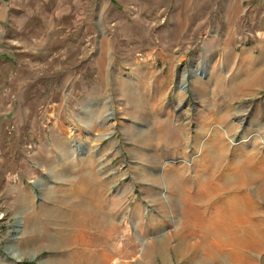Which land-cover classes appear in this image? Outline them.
Masks as SVG:
<instances>
[{"label": "rangeland", "instance_id": "1", "mask_svg": "<svg viewBox=\"0 0 264 264\" xmlns=\"http://www.w3.org/2000/svg\"><path fill=\"white\" fill-rule=\"evenodd\" d=\"M220 129L264 160V0H0V264H264L183 228Z\"/></svg>", "mask_w": 264, "mask_h": 264}, {"label": "bare ground", "instance_id": "2", "mask_svg": "<svg viewBox=\"0 0 264 264\" xmlns=\"http://www.w3.org/2000/svg\"><path fill=\"white\" fill-rule=\"evenodd\" d=\"M151 95L153 94L151 93ZM160 102L163 100L161 99L158 103ZM183 124V128H185L186 124ZM218 134L224 138H218ZM196 138L199 140V135ZM177 143L176 140L173 142L175 146L178 145ZM226 145L227 139L221 129L211 132L208 139L203 142L201 154L195 156L193 160L195 174L190 175V178L200 179V182L197 187L189 184L181 187L183 191L181 202L184 206L183 228L196 227L200 224L211 233L215 232L220 236L226 235V241L232 246L228 251V258L231 262H235L240 256L241 246L247 242L260 243L261 239L258 233L264 231L263 207L246 187L250 180L264 178V160L252 161L246 158V152L236 158L233 154V158H230L225 149ZM175 146L171 149L173 153L178 154L184 151V146L181 148ZM213 146L217 147L216 150L213 149ZM215 151L221 152L224 159L216 169L210 170L212 168L210 153ZM185 167V160H181L177 163H170L168 169L172 168L178 176L187 177L183 171ZM207 172H209V176L202 179L201 175ZM171 183L168 185L170 193L174 189V184ZM81 184L78 186L79 189L83 188ZM203 199L205 202L202 201ZM86 200L81 199L75 207L84 206L87 204Z\"/></svg>", "mask_w": 264, "mask_h": 264}]
</instances>
